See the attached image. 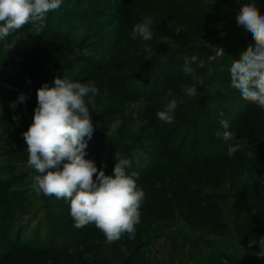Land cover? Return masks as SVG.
<instances>
[{"label":"rangeland","instance_id":"1","mask_svg":"<svg viewBox=\"0 0 264 264\" xmlns=\"http://www.w3.org/2000/svg\"><path fill=\"white\" fill-rule=\"evenodd\" d=\"M252 2L264 14V0H62L59 9L46 15L41 33L29 23L8 38H19L14 47L6 50L0 42V264H18L19 254L25 264H97L96 254L84 246L90 225L76 229L67 201L32 189L37 173L27 164L22 134L33 123L37 89L53 87L57 77L92 81L99 89L91 103L86 98L95 129L86 159L98 169L106 165L107 175L117 154L129 159L126 171L139 173L137 186L145 193L135 239L125 234L107 244L100 232L101 255L113 264H252L236 248L264 236V185L254 190L235 179L249 185L250 164H264V109L230 86L233 60L251 45L240 40L246 29L237 25L236 15L242 3ZM146 15L154 21L153 38L131 39L134 25ZM144 45L152 48L151 60L145 59ZM193 55L198 57L194 74L203 84L188 97L183 86L194 81L185 76L183 64ZM21 93L26 100L10 107ZM171 99L178 106L174 122L165 123L156 114ZM198 109L195 134L191 118ZM236 115L244 117L233 129ZM223 117L229 118V131L241 148L231 157L225 153L228 161L212 167L223 168L226 177L215 190L225 198L227 232L210 236L193 231L183 217L189 207L194 213L198 195L189 196L176 179L185 176L187 187L205 191L212 186L199 180L198 165L175 158V149L182 148L179 153L189 159L193 152L229 146L216 135L223 131ZM195 141L200 146L194 147ZM233 162L244 169L229 174ZM257 211L262 227L239 228ZM220 238L237 246L216 243ZM251 248L255 253L259 245ZM254 257L253 264H264Z\"/></svg>","mask_w":264,"mask_h":264},{"label":"clouds","instance_id":"2","mask_svg":"<svg viewBox=\"0 0 264 264\" xmlns=\"http://www.w3.org/2000/svg\"><path fill=\"white\" fill-rule=\"evenodd\" d=\"M62 0H0V42L7 49L14 47L19 38L12 37L17 30L31 23L35 33L45 28L46 15L60 8ZM151 16H144L134 25L130 37L150 41L153 38ZM236 23L250 31L255 41L230 67V86L238 90L241 97L255 106L264 109V14L256 3H242L236 15ZM146 60H151L152 48L143 46ZM198 60L193 55L185 58L183 72L191 76L194 83L184 85V95H197L196 85L203 80L196 76L192 67ZM99 94L92 81L73 82L67 78H55L54 86L44 84L37 89V106L34 109L33 123L24 132L27 145L28 166L37 174L32 177V189L37 194L55 196L69 203L70 216L74 227L82 229L89 224L104 235L105 242L111 244L125 234L129 240L135 239L136 225L141 220V204L145 193L137 186L139 173L126 171L131 161L116 155V163L111 175L97 168L94 161L86 159L88 141L92 139L94 125L92 114L86 105ZM171 91L168 96H172ZM26 96L21 93L15 107L23 103ZM143 104V101H139ZM177 100L171 99L157 112V118L165 123L174 122ZM223 115V113H221ZM223 131H217L218 138L229 143L227 154L233 156L240 148L235 133L229 131V122L220 121ZM259 245L253 255L264 259V236L252 239L248 247Z\"/></svg>","mask_w":264,"mask_h":264},{"label":"trees","instance_id":"3","mask_svg":"<svg viewBox=\"0 0 264 264\" xmlns=\"http://www.w3.org/2000/svg\"><path fill=\"white\" fill-rule=\"evenodd\" d=\"M240 40H244L247 44L254 45L255 41L253 39V35L250 31L245 30L243 32V35L239 37ZM192 50V48H191ZM3 97L0 95V100ZM192 108V107H191ZM201 109H198L196 111L195 115L191 118V126H193L194 133L196 134V130L199 127V119H201V116H198L200 113ZM211 114V113H210ZM217 113H215L216 115ZM202 115V114H201ZM242 115V114H240ZM236 115L234 121V125L232 126L233 129L234 127L238 126L243 120L244 116ZM204 116V115H202ZM220 116V114H218ZM222 117V115H221ZM229 118L223 117V120L228 121ZM232 124V123H231ZM229 129H231L229 127ZM197 140V139H196ZM198 144V145H197ZM197 145V146H196ZM194 147L200 146L198 141H195L193 144ZM222 146V145H221ZM181 148V147H180ZM211 148V147H210ZM214 148V147H213ZM182 149V148H181ZM181 149L176 148L175 150L177 151V155L175 158H178L180 160L186 161L193 165H198L200 170H202V177L199 179L201 182H204V185H210L212 186L211 191H205L202 187H199V189H196L195 187H187L186 184H189L190 179L183 176V178L176 179L177 182L185 187L187 189L186 191L188 192L189 196L192 195H198V197L195 200V203H192L193 206L194 204L196 205V209L194 210L193 213V208L189 207L185 212H183V217L188 220L189 227L193 231H204L208 235H217V236H224L227 232V224H226V217L224 214V209H223V204L225 202L224 196L217 192L215 190V187L222 183L224 179H226L225 176H223V168L217 167V169L213 170L212 167L213 165L219 164V163H225L228 161V157L226 156L225 153H227L228 146L226 147H221V150L219 151L218 149H209L206 152L203 151L202 153H196L193 152L191 155L193 156L192 158L189 157V159L184 158L179 152H181ZM164 156V154L162 155ZM168 156H165L167 158ZM214 168V167H213ZM216 168V167H215ZM249 172L250 173V178L251 182L249 185L247 183H244L240 181V179H235L236 182H240L242 186H251L254 188V190L257 188L258 185H264V164H260L259 167H254L253 165L250 164L249 167ZM256 168V169H255ZM244 166L243 164L241 165L238 163L233 162L232 168L229 170V174H235L237 171L243 170ZM216 173H221L220 175H216ZM217 181V182H216ZM187 198V196H186ZM161 199V198H160ZM159 199V200H160ZM260 200V199H259ZM182 202V200H181ZM249 205H246L243 207L241 210L235 211V214L240 215L243 210H247ZM262 212L257 211L256 215L252 218L248 219V222L245 224L239 225V228H248V227H256L260 228L262 227L263 223L261 220V215ZM193 214V218L192 217ZM89 229L87 230L86 238L84 240V246L85 248L96 254L97 256V264H113L106 256L101 255V251L99 248V240H100V231L94 226V224H89ZM245 228V229H246ZM18 264H25L23 260L22 254H19L18 256Z\"/></svg>","mask_w":264,"mask_h":264},{"label":"crops","instance_id":"4","mask_svg":"<svg viewBox=\"0 0 264 264\" xmlns=\"http://www.w3.org/2000/svg\"><path fill=\"white\" fill-rule=\"evenodd\" d=\"M216 243L220 244V245H228L230 243V247H236L237 244H235L234 242H230L228 238H220L219 240H215ZM233 251V250H232ZM236 253L243 258L245 261H249L250 263H254L255 262V255H253L254 251L252 248L243 246L241 244H238L237 248H236Z\"/></svg>","mask_w":264,"mask_h":264}]
</instances>
